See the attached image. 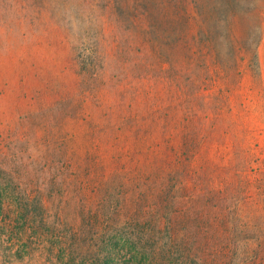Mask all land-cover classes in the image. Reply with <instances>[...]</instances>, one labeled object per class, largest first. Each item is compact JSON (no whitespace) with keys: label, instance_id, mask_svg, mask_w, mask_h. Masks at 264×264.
Returning <instances> with one entry per match:
<instances>
[{"label":"rangeland","instance_id":"374dc122","mask_svg":"<svg viewBox=\"0 0 264 264\" xmlns=\"http://www.w3.org/2000/svg\"><path fill=\"white\" fill-rule=\"evenodd\" d=\"M0 264H264V0H0Z\"/></svg>","mask_w":264,"mask_h":264}]
</instances>
